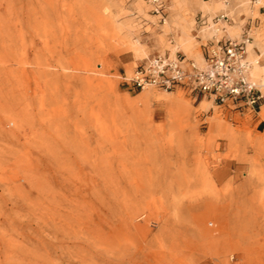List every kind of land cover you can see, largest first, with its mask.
Instances as JSON below:
<instances>
[{
  "label": "rangeland",
  "instance_id": "obj_1",
  "mask_svg": "<svg viewBox=\"0 0 264 264\" xmlns=\"http://www.w3.org/2000/svg\"><path fill=\"white\" fill-rule=\"evenodd\" d=\"M162 1L0 0V264H264V118L123 83L258 6Z\"/></svg>",
  "mask_w": 264,
  "mask_h": 264
},
{
  "label": "built area",
  "instance_id": "obj_2",
  "mask_svg": "<svg viewBox=\"0 0 264 264\" xmlns=\"http://www.w3.org/2000/svg\"><path fill=\"white\" fill-rule=\"evenodd\" d=\"M212 1V0H206ZM220 1L228 6L231 0ZM251 6L264 9V0H246ZM165 23L162 0H150ZM214 24L228 21L227 12L214 15ZM252 42L250 28L241 37L212 38L204 45L201 61L185 55L156 54L138 63L131 74L123 75L129 89L142 90L152 86L163 91L180 89L194 99H206L239 115H258L264 105L261 84L251 74L259 62L247 57V46Z\"/></svg>",
  "mask_w": 264,
  "mask_h": 264
},
{
  "label": "crops",
  "instance_id": "obj_3",
  "mask_svg": "<svg viewBox=\"0 0 264 264\" xmlns=\"http://www.w3.org/2000/svg\"><path fill=\"white\" fill-rule=\"evenodd\" d=\"M236 1V0H235ZM227 8V7H226ZM222 10H224V9H222ZM239 12H241V13H239ZM254 12H255V10L254 9H252V10H250L248 13H246L245 11H244V9H239V10H237L236 11V13H235V17H236V19L237 20H235V24L234 25H230V27H238L240 30H241V34H240V36L239 37H241V35H242V33L246 30V29H248V28H250V31L253 29V27L256 25V23H258L259 22V20L261 19V16H264V9H260L259 7H258V14H256V15H254ZM245 14V15H244ZM204 22L205 21H203V24H204ZM208 42V40L207 41H205L204 43H202V45L200 46V55H196V57H189V56H187L185 53H183V52H179V51H176V52H174V53H170V52H168L170 55H185V57H187V58H190V59H194V60H196V61H201V59H202V55H203V48H204V45L206 44ZM253 50V49H252ZM256 53V52H255ZM259 56V62H260V54H257L256 53V58ZM247 57H248V59L249 60H254V59H256V58H254V57H250V53H249V50L247 49ZM148 58V57H147ZM146 59V58H145ZM259 62L257 63V64H259ZM140 63V62H139ZM137 65V64H136ZM135 65V66H136ZM254 67V66H253ZM124 74H125V72H124ZM251 74H252V76L254 77V78H256V76H254L253 75V73H252V71H251ZM257 79V78H256ZM210 102V101H209ZM235 114L237 113V112H234ZM238 114V113H237ZM239 115V114H238Z\"/></svg>",
  "mask_w": 264,
  "mask_h": 264
},
{
  "label": "bare ground",
  "instance_id": "obj_4",
  "mask_svg": "<svg viewBox=\"0 0 264 264\" xmlns=\"http://www.w3.org/2000/svg\"><path fill=\"white\" fill-rule=\"evenodd\" d=\"M245 2L247 3V1H245ZM245 2H242L241 4H245ZM261 81H262L261 84L264 85V77L261 78ZM149 88H153V87L152 86H146L142 90L149 89ZM259 114L261 115L262 118H264V109H262V111H260Z\"/></svg>",
  "mask_w": 264,
  "mask_h": 264
}]
</instances>
